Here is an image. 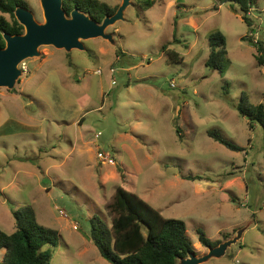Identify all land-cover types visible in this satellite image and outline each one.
Segmentation results:
<instances>
[{
	"label": "rangeland",
	"instance_id": "rangeland-1",
	"mask_svg": "<svg viewBox=\"0 0 264 264\" xmlns=\"http://www.w3.org/2000/svg\"><path fill=\"white\" fill-rule=\"evenodd\" d=\"M26 1L44 23L41 0ZM248 16L251 25L236 3L221 0H160L148 10L132 0L108 28L114 44L91 39L86 51L70 53L42 46L16 87L0 88V124L8 118L31 127L6 138L0 131V229L13 233V212L31 205L38 223L60 236L50 264H111L92 242L91 220L111 225L105 207L122 184L121 167L129 192L186 223L196 256L209 253L199 229L221 243L242 231L223 256L202 264H264V129H251L237 109L243 97L264 103V65L253 44L264 43V0ZM213 31L226 38L224 75L205 65ZM164 46L184 60L169 62ZM81 115L88 145L74 124ZM98 152L117 165H97ZM191 176L199 179H184Z\"/></svg>",
	"mask_w": 264,
	"mask_h": 264
},
{
	"label": "trees",
	"instance_id": "trees-1",
	"mask_svg": "<svg viewBox=\"0 0 264 264\" xmlns=\"http://www.w3.org/2000/svg\"><path fill=\"white\" fill-rule=\"evenodd\" d=\"M157 1L160 0H143L144 9H150ZM221 1L236 3L241 10L242 19L249 25L252 24L248 15L258 0ZM28 6L26 0H0V48L6 46L4 33L24 34V26L16 19L15 11L19 7ZM76 8L98 23L118 10V7L112 8L100 0H64V9L68 15ZM5 15H9L10 19ZM208 44L210 55L205 63L206 67L224 75V61H228L226 38L220 31H213L208 36ZM253 44L257 49L258 64L264 65V43ZM163 51L171 63L184 60L168 46H164ZM237 109L248 120L251 129L255 125L264 129V103L252 105L243 97ZM208 135L232 151H244V148L216 131H209ZM119 173L122 184L115 188L112 201L105 207L112 218L111 225L99 216H94L91 220L90 236L101 256L111 264H178L180 259L195 254L186 223L179 219L165 218L160 211L129 192L127 175L121 169ZM187 179L195 181L199 178L191 176ZM13 216L15 231L8 234L0 229V253L5 251L0 264H50L53 248L59 243V233L39 224L31 205L14 211ZM197 232L200 243L206 248H215L221 243L219 240L209 239L201 229ZM225 237L229 238L227 235Z\"/></svg>",
	"mask_w": 264,
	"mask_h": 264
},
{
	"label": "water",
	"instance_id": "water-1",
	"mask_svg": "<svg viewBox=\"0 0 264 264\" xmlns=\"http://www.w3.org/2000/svg\"><path fill=\"white\" fill-rule=\"evenodd\" d=\"M131 2L132 0H123L116 13L106 16L102 23L93 20L78 8L68 15L64 9V0H41L44 23H38L28 8H17L15 17L25 31L22 35L3 34L6 46L0 48V88L14 89L24 75L20 65L28 59L40 57L39 49L42 46L70 53L76 49L86 51L85 41L91 39L101 38L114 44L113 34L108 32V28L124 19ZM241 236L242 231L235 238L215 248H208V254L198 257L192 253L187 258L180 259L178 264H202L211 258L223 256L231 246L237 244Z\"/></svg>",
	"mask_w": 264,
	"mask_h": 264
},
{
	"label": "crops",
	"instance_id": "crops-1",
	"mask_svg": "<svg viewBox=\"0 0 264 264\" xmlns=\"http://www.w3.org/2000/svg\"><path fill=\"white\" fill-rule=\"evenodd\" d=\"M175 2V1H174ZM175 3H178V1H176ZM197 44V42H195L193 45H196ZM188 48H189V50L191 49V47L190 46H188ZM183 56V55H182ZM209 58V57H208ZM208 60V59H207ZM206 60V61H207ZM27 97H30V96H27ZM29 123L30 122H28V121H20V120H15V119H6L4 122H2L1 124H0V131H2V132H4L3 134V137H11V136H19V135H23V129H21V127L22 128H25V129H29V128H31L30 126H29ZM85 123H86V118L85 117H83L82 115L78 118V120H76L75 122H74V124H77L78 125V127H79V132L81 133V135H82V137H83V139H82V141L84 142V143H87V145L88 144H90L91 142H92V140L90 139V135H91V132L89 131V130H85V129H83L84 128V126H85ZM13 125H15V126H13ZM17 125V126H16ZM9 126V127H8ZM8 127V128H7ZM10 127H14V128H10ZM7 128V129H6ZM6 134V135H5ZM95 137L97 138L98 137V135H96L95 134ZM113 159L115 160V158L113 157ZM101 161L98 159L97 160V165L100 163ZM115 162H116V164L115 165H113V166H116L117 165V161L115 160ZM100 164H102V165H104V163H100ZM99 164V165H100ZM112 166V165H111ZM123 170L124 171V169L123 168H121V167H119L118 168V171H117V174H119V170ZM48 170L49 169H47V170H45L44 169V171L43 170H41V172H43L44 174H46L47 172H48ZM125 172V174L127 175V173H126V171H124ZM117 176V175H116ZM108 178H109V176L107 175V177L105 178V180H103L102 182H101V185L102 186H104L106 183H107V181H108ZM113 178H115V176H113ZM127 178H128V176H127ZM184 178V177H183ZM117 179H118V177H117ZM184 179H186V180H189V179H187V178H184ZM119 181H120V178H119ZM190 181V180H189ZM128 182L130 183V180H129V178H128ZM117 187V186H116ZM115 187V188H116ZM115 190V189H114Z\"/></svg>",
	"mask_w": 264,
	"mask_h": 264
},
{
	"label": "built area",
	"instance_id": "built-area-1",
	"mask_svg": "<svg viewBox=\"0 0 264 264\" xmlns=\"http://www.w3.org/2000/svg\"><path fill=\"white\" fill-rule=\"evenodd\" d=\"M20 68L24 71V73H26L28 71L27 66L25 65V63H22L20 65ZM112 72H113V69H112ZM97 73L101 74L102 71L98 70ZM97 157L104 164H109V165H112V166L116 164L115 160L113 159V157L111 155L104 154L103 152H98Z\"/></svg>",
	"mask_w": 264,
	"mask_h": 264
}]
</instances>
